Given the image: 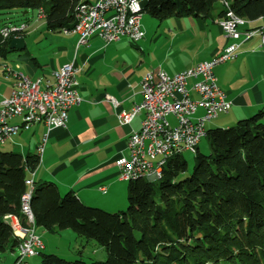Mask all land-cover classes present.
Masks as SVG:
<instances>
[{"label": "trees", "instance_id": "obj_1", "mask_svg": "<svg viewBox=\"0 0 264 264\" xmlns=\"http://www.w3.org/2000/svg\"><path fill=\"white\" fill-rule=\"evenodd\" d=\"M218 1L224 0H145L142 6L143 13L160 22L169 18L214 21ZM225 1L247 23L264 18V0ZM80 3L0 0V28L13 11H41L46 30H71ZM224 14L223 8L217 20ZM11 40L0 36V55L11 51ZM263 118L264 107L232 127L208 130L209 154L198 148L193 151L196 156L189 175L187 162L175 155L160 180L129 182L125 212L89 207L72 192L61 196L53 183L33 182L29 206L35 227L72 230L104 248L107 255L105 261L86 263L41 253L42 264H264ZM39 162L38 154L23 157L0 151V253H15L19 247L4 218L22 219L25 181Z\"/></svg>", "mask_w": 264, "mask_h": 264}, {"label": "crops", "instance_id": "obj_2", "mask_svg": "<svg viewBox=\"0 0 264 264\" xmlns=\"http://www.w3.org/2000/svg\"><path fill=\"white\" fill-rule=\"evenodd\" d=\"M82 1L94 3L96 0ZM222 10V5L220 10H214V21L189 18L199 22V32L208 31L210 25L215 26L219 40L208 42L203 48L206 50L204 56L183 65L168 63L167 59L160 58L155 47V35L145 31L144 38L137 43L123 38L107 45L99 38L92 37L85 45L78 47V35L48 31L45 20L38 18L36 11L24 12L21 15H28L23 22L28 26L23 34L25 49L0 55V100L11 95L14 82V78L5 72V66L33 80L41 78L46 82L62 65L74 62L81 103L70 110L65 128L47 133L45 124L38 123L2 145H7L6 151L17 149L25 157L38 154V148L46 137L39 165L32 174L33 182L36 185L53 183L61 196L72 192L89 207L108 213L120 212L127 206L129 182L120 179L115 161L119 156L127 155L128 136L140 129L145 114L139 112L125 126L119 125L117 114L123 110L130 111L142 103L141 81L147 72L161 68L174 75L220 53L229 43L216 23ZM263 22L264 18H260L247 23L243 29L258 30ZM42 28L47 33L63 35L55 36L52 43L45 45L56 44V47L47 55L42 53L43 59L34 57L26 47L27 38ZM245 32L239 31V38H246ZM205 37L209 41L208 33ZM198 45V42L195 43L196 47ZM238 45L239 56L235 61L214 68L217 84L232 104V116L227 122L221 120L211 127L226 128L235 120L248 118L264 107V50L260 48V39L255 35ZM107 96L116 100L118 107H114L106 99ZM199 113L202 115L203 112ZM19 122L20 119L8 120L10 124ZM17 251L11 264L16 260Z\"/></svg>", "mask_w": 264, "mask_h": 264}, {"label": "built area", "instance_id": "obj_3", "mask_svg": "<svg viewBox=\"0 0 264 264\" xmlns=\"http://www.w3.org/2000/svg\"><path fill=\"white\" fill-rule=\"evenodd\" d=\"M138 0L135 8H128V0H96L99 9H92V3L83 1L79 4L78 28L63 30L64 34L78 35L80 41H86V36L99 38L104 43H114L115 40H142L145 36L141 27L143 2ZM225 9L224 16L216 23L229 43L215 57L200 62L180 73L169 75L159 68L149 71L141 81L143 101L130 111L117 114L121 126L129 125L135 116L143 111L145 116L138 131L131 132L126 141L127 155L119 156L115 165L119 170L120 179L125 174L143 168V163H152V170H147L148 179L157 167V159L166 150L177 151V156L194 146V140L206 137L205 123L215 120L221 114H227L231 102L216 81L214 68L220 64L233 62L237 58L228 57V50L234 44L249 41L254 37L256 29H243L247 24H236L232 19V11L227 1L220 2ZM128 11H138V19L134 24L124 25V17ZM38 18L42 19L41 11ZM26 23L19 26H5L0 29V36L6 40L22 37ZM260 27H264V22ZM9 29H17V36H9ZM239 31H246V38H239ZM264 50V40L261 41ZM5 72L14 78L11 95L0 100V144L11 141L19 133L1 127V119H19L22 112H31L32 108L43 109V117L28 120L30 130L35 124L44 123L47 133L53 129L65 128L71 109L81 103L78 92L77 69L74 62L67 63L53 72L52 78L43 82L41 78L31 79L18 71L5 66ZM114 107L118 102L107 96ZM202 111V115H197ZM171 119L174 123H171ZM47 136V135H46ZM46 137L38 150L42 153ZM33 182L32 175L25 181L26 192L21 200L25 201L28 184ZM13 235L22 241L24 254H18L13 264H28L27 259L41 254L44 245L35 233L34 218L31 222L12 223Z\"/></svg>", "mask_w": 264, "mask_h": 264}, {"label": "rangeland", "instance_id": "obj_4", "mask_svg": "<svg viewBox=\"0 0 264 264\" xmlns=\"http://www.w3.org/2000/svg\"><path fill=\"white\" fill-rule=\"evenodd\" d=\"M214 7L216 11L220 10L221 3L219 1L216 2ZM25 17H28V15L23 16L21 13H19V11H13L12 14L7 15L4 18H6L5 21L7 22V26H19L24 22ZM197 22L198 21L189 18H169L160 22L148 13L144 12L141 18V27L145 33L155 35V47L157 46V53L160 58L167 59L168 63L172 62L178 65H183L185 63H189L191 60H197L199 57L204 56L206 50L203 48L209 44L208 42L211 40H219L217 28L215 26H211L209 24L210 26H208V31L199 32V28L197 27L199 22ZM27 28L28 26L24 29V31H22V34L26 32ZM207 33L208 37L210 35L209 41L207 37H205ZM57 35L63 36L61 33L56 35L47 33L44 28L38 29L36 34L27 38L26 47L30 54L34 55V57H42L43 59L42 53L47 55L55 49L56 44H52L51 46L47 47L45 45H47L49 42L52 43V41H54V37ZM244 35L246 36V32ZM14 36H17V33ZM197 42L199 45L196 47L195 43ZM191 48H193V51H191ZM42 61L44 62L45 60ZM157 69L159 68H154L153 70ZM261 110L262 109L256 110L248 117L250 118L258 114ZM232 112L233 110L231 109L229 114H221L215 120L205 123L206 130L208 131L215 128H225L220 126L211 127V125L220 122L221 120L227 122L228 119L231 118ZM197 115H200V113ZM240 119L242 118L235 120L232 124L227 125L226 128L234 126ZM171 123H174L172 119ZM261 123L264 125V118L261 120ZM7 148V145L0 144V151L20 154L17 149L6 151ZM198 149L199 152L204 155L209 154V144L206 137H203L200 140ZM195 156L196 155L193 153V151L190 150L189 152L185 151L182 153V157L187 162L189 167V172L186 175H189L193 169ZM126 210L127 206L121 211L125 212ZM25 222L29 221L25 220ZM35 233L45 246V249L41 251V253L44 255H56L60 259L69 262L82 260L86 263H91L94 261L106 260L107 255L104 248L98 246L94 241L79 237L72 230L60 231L56 228L49 231L42 227H35ZM15 253H0V264H11L15 259ZM26 261L29 264H42V257L38 255L36 257L29 258Z\"/></svg>", "mask_w": 264, "mask_h": 264}, {"label": "bare ground", "instance_id": "obj_5", "mask_svg": "<svg viewBox=\"0 0 264 264\" xmlns=\"http://www.w3.org/2000/svg\"><path fill=\"white\" fill-rule=\"evenodd\" d=\"M81 3L83 1L81 0ZM136 3H138V0H128V8H135ZM92 9H99V2H94L92 3ZM79 12V6L76 8L75 12V23L73 29L78 28V18H77V13ZM138 19V11H128L126 13V16L124 17V25H131L134 24L135 21ZM232 19L236 24H245V20L237 17L233 12H232ZM27 25H25V28ZM24 28V29H25ZM17 33V29H9V36H14ZM258 36L260 39V46H261V41L264 40V27L259 28L256 30L254 33V36ZM93 36H86V41H80L78 44V47L85 45L87 41L92 38ZM132 43H137L141 40H136V39H128ZM120 40H115V42H118ZM104 44H109V43H104ZM239 45L234 44L232 49L228 50V57L230 58H237L239 56ZM41 108H32L31 112H22V115H20L19 119L20 122L18 124H10L8 123L9 119H1V127H8V130L10 131H16V133H21L26 131L28 128V120H36L39 117H43V112H41ZM203 137H200L199 140H194V146L191 147L190 151H194L196 148H198V144L200 140ZM38 155L39 157L41 156V152L38 150ZM177 155V151L175 150H166L165 154H161V159H157V167H162V170H155L153 172V175L150 176V182H155L161 179L162 173H163V168L167 164L168 160L172 158L173 156ZM147 170H152V163H143V168H139V170H134L131 172H128L125 174V179L124 181H135L137 179H148V172ZM30 189L28 193L25 194V201H21V214H22V219L15 216H7V221L12 222V223H22V221L25 222L29 221L31 222V216H33L29 203L31 199V194L33 190V182L28 184ZM18 254H24V247L22 246V241L19 243L18 247Z\"/></svg>", "mask_w": 264, "mask_h": 264}, {"label": "water", "instance_id": "obj_6", "mask_svg": "<svg viewBox=\"0 0 264 264\" xmlns=\"http://www.w3.org/2000/svg\"><path fill=\"white\" fill-rule=\"evenodd\" d=\"M9 48L11 51H22L25 49V42L23 37L13 38L10 41Z\"/></svg>", "mask_w": 264, "mask_h": 264}]
</instances>
